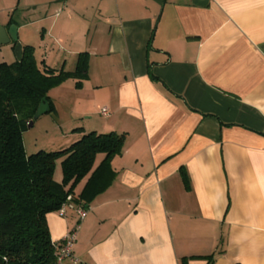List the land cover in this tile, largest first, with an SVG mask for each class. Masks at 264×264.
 I'll use <instances>...</instances> for the list:
<instances>
[{"label":"crops","instance_id":"1","mask_svg":"<svg viewBox=\"0 0 264 264\" xmlns=\"http://www.w3.org/2000/svg\"><path fill=\"white\" fill-rule=\"evenodd\" d=\"M4 2L37 63L87 53L91 130L124 133L111 185L83 219L49 213L51 239L78 225L81 264H264V0Z\"/></svg>","mask_w":264,"mask_h":264},{"label":"trees","instance_id":"2","mask_svg":"<svg viewBox=\"0 0 264 264\" xmlns=\"http://www.w3.org/2000/svg\"><path fill=\"white\" fill-rule=\"evenodd\" d=\"M13 22L10 17L8 24ZM87 71L86 52L79 53L72 71H64L37 63L30 45L22 46L21 61L0 63V264H60L47 215L68 202L84 207L115 178L111 160L121 153L124 133L78 127L72 130L83 132L78 139L52 151L28 153L23 143V132L41 99L46 98L51 113L50 91L71 77L80 87ZM57 160L60 181L54 178Z\"/></svg>","mask_w":264,"mask_h":264},{"label":"rangeland","instance_id":"3","mask_svg":"<svg viewBox=\"0 0 264 264\" xmlns=\"http://www.w3.org/2000/svg\"><path fill=\"white\" fill-rule=\"evenodd\" d=\"M4 1L6 0H0V8L5 7L6 2ZM19 4L21 5V2ZM16 5H18V3ZM4 12L8 14L7 10H4ZM9 13H11V11ZM18 40L20 41L19 38ZM39 55L40 54L38 52L37 56L39 57ZM14 61H16L14 49L9 44L2 45L0 47V63H12ZM63 70L69 71L67 66L63 68ZM69 79L74 78L71 77ZM87 79L88 74L86 78L83 79V81ZM65 81L60 84V88H58L57 90H52L50 92V95L54 99L55 103L54 110L51 113L46 112L45 114L39 116L36 120L33 121V124L31 126L29 125V123L27 124V128L23 132V143L28 153L35 152L38 149H45L46 151L60 150L63 147L68 146L71 142L78 139L83 133L82 131H84H79L75 135V133L69 129L70 131H67V133L65 132V135H63V133L59 129L60 125L69 126L71 128L74 126L81 125V127H85V131H89L93 127V124L89 122V120L86 118L89 116V114H85L84 111H89L86 109H93L94 111L95 107L97 108L101 104V93H94V95H92L93 98H91L92 96L90 97L89 90L83 88V85H81L80 87H76L74 82L72 86H69V84L65 83ZM82 88L84 90H82L81 92H77L76 89ZM81 97H83V99H81ZM89 98H91L90 102H88ZM87 102L90 106H87ZM72 106L74 112L77 115L83 117H79L76 114L75 116H72V113H70L68 110V108ZM60 118L62 120H60ZM94 118L95 119H93V122L95 120L101 119L97 115L94 116ZM71 122L73 123L72 126H70ZM54 178L57 181H60L62 179L60 160H57L56 162Z\"/></svg>","mask_w":264,"mask_h":264},{"label":"built area","instance_id":"4","mask_svg":"<svg viewBox=\"0 0 264 264\" xmlns=\"http://www.w3.org/2000/svg\"><path fill=\"white\" fill-rule=\"evenodd\" d=\"M102 115L107 116L108 110L106 108H102L101 110ZM71 200V196L67 197V201ZM71 207L77 209L78 215L80 219H83L86 216L87 211L83 208L76 207L73 203L68 202L61 206L58 210L59 215L65 214L66 207ZM78 225H76L72 230H69L61 240H58L56 246V256L58 263L62 264L65 260H71L76 262L77 260L73 257V245L76 241V234H77Z\"/></svg>","mask_w":264,"mask_h":264},{"label":"water","instance_id":"5","mask_svg":"<svg viewBox=\"0 0 264 264\" xmlns=\"http://www.w3.org/2000/svg\"><path fill=\"white\" fill-rule=\"evenodd\" d=\"M10 42L13 43V49L16 56V60L21 61L23 45L18 40L17 26L15 24H11L7 28L6 26L0 24V47L4 44H9ZM48 110L49 104L46 98H42L32 120L29 121V125L31 126L34 120H36L42 114H45Z\"/></svg>","mask_w":264,"mask_h":264}]
</instances>
